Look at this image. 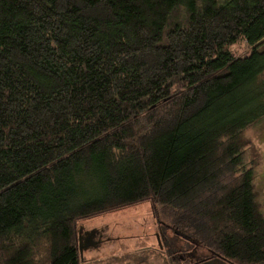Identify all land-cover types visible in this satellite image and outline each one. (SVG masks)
I'll return each instance as SVG.
<instances>
[{
	"label": "trees",
	"instance_id": "1",
	"mask_svg": "<svg viewBox=\"0 0 264 264\" xmlns=\"http://www.w3.org/2000/svg\"><path fill=\"white\" fill-rule=\"evenodd\" d=\"M263 41L264 0H0V264L145 202L170 264H264Z\"/></svg>",
	"mask_w": 264,
	"mask_h": 264
},
{
	"label": "rangeland",
	"instance_id": "2",
	"mask_svg": "<svg viewBox=\"0 0 264 264\" xmlns=\"http://www.w3.org/2000/svg\"><path fill=\"white\" fill-rule=\"evenodd\" d=\"M251 48L239 41L230 50L236 56H244ZM257 48L264 49V41ZM262 78L264 79V75ZM243 134L251 141L259 156L254 185L256 198L264 215V119L246 129ZM253 149L250 147L249 155H252ZM161 227L153 217L148 202L81 220L77 223L80 260L82 264H170L171 259L162 247L158 235ZM92 232H97L98 237L93 242L85 241L83 238L86 234ZM165 232L168 238L172 237L170 230ZM171 258L177 261L178 256L171 255Z\"/></svg>",
	"mask_w": 264,
	"mask_h": 264
},
{
	"label": "flooded vegetation",
	"instance_id": "3",
	"mask_svg": "<svg viewBox=\"0 0 264 264\" xmlns=\"http://www.w3.org/2000/svg\"><path fill=\"white\" fill-rule=\"evenodd\" d=\"M166 230L168 231L169 229L166 228ZM165 228L164 230L162 229V227L158 230V235H159V239L161 240L162 242V247L166 246V231ZM95 237H98V233L97 232H92L90 234H86V236L83 238L85 239V241H90V242H93L92 240L95 238Z\"/></svg>",
	"mask_w": 264,
	"mask_h": 264
},
{
	"label": "crops",
	"instance_id": "4",
	"mask_svg": "<svg viewBox=\"0 0 264 264\" xmlns=\"http://www.w3.org/2000/svg\"><path fill=\"white\" fill-rule=\"evenodd\" d=\"M208 264V263H207ZM210 264H222V263H220V262H215V261H212V262H210Z\"/></svg>",
	"mask_w": 264,
	"mask_h": 264
},
{
	"label": "water",
	"instance_id": "5",
	"mask_svg": "<svg viewBox=\"0 0 264 264\" xmlns=\"http://www.w3.org/2000/svg\"><path fill=\"white\" fill-rule=\"evenodd\" d=\"M79 244V243H78ZM79 252H81V249H80V247H79ZM210 264V262L208 261V262H204V263H202V264Z\"/></svg>",
	"mask_w": 264,
	"mask_h": 264
}]
</instances>
